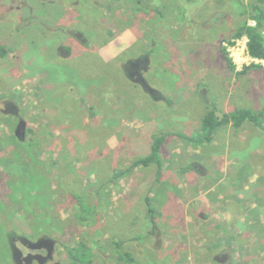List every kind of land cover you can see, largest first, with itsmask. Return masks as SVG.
Segmentation results:
<instances>
[{
	"label": "rangeland",
	"instance_id": "1",
	"mask_svg": "<svg viewBox=\"0 0 264 264\" xmlns=\"http://www.w3.org/2000/svg\"><path fill=\"white\" fill-rule=\"evenodd\" d=\"M261 14L264 0H0V264L24 240L52 245L46 264H264V130L201 132L212 110L264 127V60L223 56ZM162 137L161 179L135 163Z\"/></svg>",
	"mask_w": 264,
	"mask_h": 264
},
{
	"label": "trees",
	"instance_id": "2",
	"mask_svg": "<svg viewBox=\"0 0 264 264\" xmlns=\"http://www.w3.org/2000/svg\"><path fill=\"white\" fill-rule=\"evenodd\" d=\"M248 12L246 11L245 14H247ZM261 15L262 16L259 18H255L259 23L258 26L254 27V26H250L248 23H245L243 24L240 31L236 34V37L241 38L243 36H247L249 39L248 48H249V52L251 56L259 60H264V34L262 32V27L264 24V14H261ZM0 54H3V53L0 52ZM223 56L226 58L228 66L232 70H236V65L233 59L230 58L227 49L223 50ZM252 67H256V65H253ZM247 69L249 68L247 67L246 70ZM217 115L218 114L216 110H212L208 112L207 115L205 116L204 124H203L202 131H201L204 134V139L206 137L207 139L211 140V138L215 135V133L222 127L232 125L234 128L240 129L247 122L253 123L256 126L263 128L264 130L262 122L260 121V118L262 117V115L259 116V114H256L250 110H241V111L235 112L230 115H224L223 117L221 116L217 117ZM181 138H184V137H181ZM166 141H167V137H162L159 139L157 138L156 145L153 150V154L149 157H146L142 160L137 161L135 163V166H139V165L148 166L149 164L155 162V163H158L160 167L161 163L159 161L160 158L158 154L160 153L161 147H163ZM158 173H159V178H161L160 169ZM30 175L31 174L27 173L26 177L31 179Z\"/></svg>",
	"mask_w": 264,
	"mask_h": 264
},
{
	"label": "flooded vegetation",
	"instance_id": "3",
	"mask_svg": "<svg viewBox=\"0 0 264 264\" xmlns=\"http://www.w3.org/2000/svg\"><path fill=\"white\" fill-rule=\"evenodd\" d=\"M141 62V61H139ZM131 67L133 69V77H135V79H137V77H139L140 75V67L132 62L131 63ZM138 80L140 82L143 81V79L138 78ZM203 94H205V91L203 92ZM24 242L28 245V247L30 248V252L27 255H23L21 252H18L16 254V264H46L49 262V259L53 258V254H52V245L48 244L47 242H40L38 244H31L29 241L24 240ZM43 246V249L47 246L49 251H46L45 255H41L38 254L37 252H39V250H41ZM21 255L23 257H21ZM58 264V263H57Z\"/></svg>",
	"mask_w": 264,
	"mask_h": 264
},
{
	"label": "crops",
	"instance_id": "4",
	"mask_svg": "<svg viewBox=\"0 0 264 264\" xmlns=\"http://www.w3.org/2000/svg\"><path fill=\"white\" fill-rule=\"evenodd\" d=\"M230 126H232V125H230ZM227 127V126H226ZM220 130V129H219ZM166 143V142H165ZM192 157V156H191ZM201 161V160H200ZM199 161V162H200ZM201 166H202V164H200ZM201 166H198L196 169L192 166V165H189L188 167H187V170H190V169H192V167H193V169L196 171V172H200L201 171ZM159 169H160V171H161V179L163 178V176H164V169H163V167H159ZM158 178H159V173H158ZM243 198V197H242ZM241 200V202L238 200L237 202L241 205L242 203H243V199H240ZM256 204L255 203V199H253V198H251V200H249L248 201V205H251V204ZM240 212V210L238 209V211L236 212V213H239ZM240 215H241V213H240ZM228 219H231V221H238L239 219L240 220H242V218L241 217H237L236 216V214L235 213H231V211H230V213H228L227 214V216H226ZM151 222L152 223H154V219H151ZM149 229H150V231L146 234V235H148L147 237H149L150 236V234H151V226L149 227ZM154 237H156V240L155 241H150L149 242V246L151 247V248H153L156 252H161V249H162V247H163V232H161V231H159L158 229H155V232H154ZM123 242H122V240H117V242H115V246L116 247H120L121 246V244H122ZM138 239H136L135 240V244L136 245H138ZM227 247V243L226 244H224L223 242H221L220 244H219V246H218V248L220 249V250H224L225 248ZM250 250L248 249V252H249ZM128 260H130V259H127V261ZM247 264H251L250 262H246Z\"/></svg>",
	"mask_w": 264,
	"mask_h": 264
},
{
	"label": "built area",
	"instance_id": "5",
	"mask_svg": "<svg viewBox=\"0 0 264 264\" xmlns=\"http://www.w3.org/2000/svg\"><path fill=\"white\" fill-rule=\"evenodd\" d=\"M249 39L247 36H244L242 40H237L236 44L233 46L232 58L235 65L243 68L245 66H249L252 63H258L261 60L253 58L249 52L248 48Z\"/></svg>",
	"mask_w": 264,
	"mask_h": 264
}]
</instances>
